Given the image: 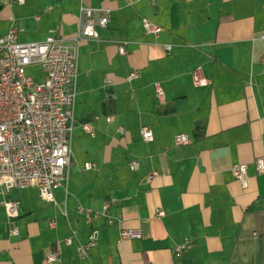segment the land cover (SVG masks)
<instances>
[{"label":"crops","instance_id":"obj_1","mask_svg":"<svg viewBox=\"0 0 264 264\" xmlns=\"http://www.w3.org/2000/svg\"><path fill=\"white\" fill-rule=\"evenodd\" d=\"M81 6L112 13L78 50L67 180L51 201L34 186L10 191L18 234L0 206V264H264V174L254 167L264 151V0H0V36L14 27L22 44L69 39ZM143 20L160 33L146 34ZM197 69L206 87L193 86ZM179 134L190 144L176 146ZM237 164L246 189L231 174ZM105 205L106 217L79 212ZM122 228L140 238L119 243ZM91 233L81 258L75 247Z\"/></svg>","mask_w":264,"mask_h":264},{"label":"built area","instance_id":"obj_2","mask_svg":"<svg viewBox=\"0 0 264 264\" xmlns=\"http://www.w3.org/2000/svg\"><path fill=\"white\" fill-rule=\"evenodd\" d=\"M16 2L22 4L23 0ZM111 13L106 8L81 6L77 15V29L69 39L50 36L41 43L22 44L17 42L14 27L0 36V206L6 214L10 236L18 234L16 220L19 208L18 201L7 198L10 191L34 186L41 198L51 201L52 189L67 180L71 161L78 50L81 44L96 38V27H106ZM142 27L146 34L154 36L161 31L160 27L147 20L142 21ZM123 45L121 43L118 46L120 55L124 54ZM164 49L170 51L169 46ZM28 68H38L43 73V80L36 82L28 76ZM136 78L137 73L134 72L127 77V81ZM108 84L110 81L104 80V85ZM192 84L194 87L208 85L200 69L193 72ZM156 95L159 99L162 97L158 88ZM83 130L92 135L90 126H84ZM118 132L122 135L123 129L119 128ZM139 134L144 142L153 140L151 131L146 127H141ZM174 144L186 146L190 141L185 135L179 134L174 137ZM254 167L257 174H264V151L255 160ZM84 168L89 170L92 165L87 163ZM129 168L135 170L137 162H132ZM231 174L241 188H247L245 165L232 166ZM155 175L152 173L148 179ZM79 212L91 221L99 215L106 217L107 205L103 207L102 213L93 216L89 212ZM156 216L162 217L163 213L158 212ZM107 224L111 225L112 221L107 220ZM72 238L64 240L66 246L72 244ZM138 238V231L120 229L119 243ZM94 246L95 239L91 233L88 242L77 244L75 249L81 258H86L87 251ZM185 249V245L175 247L174 257L178 258ZM46 261L58 262L59 252L48 253Z\"/></svg>","mask_w":264,"mask_h":264},{"label":"rangeland","instance_id":"obj_3","mask_svg":"<svg viewBox=\"0 0 264 264\" xmlns=\"http://www.w3.org/2000/svg\"><path fill=\"white\" fill-rule=\"evenodd\" d=\"M26 74L28 75V76H31L32 77V74L30 73V71L27 69L26 70Z\"/></svg>","mask_w":264,"mask_h":264}]
</instances>
